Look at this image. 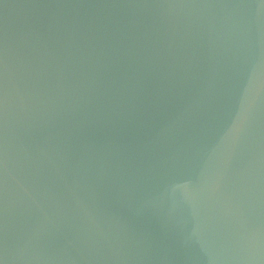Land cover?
<instances>
[{
    "label": "water",
    "instance_id": "obj_1",
    "mask_svg": "<svg viewBox=\"0 0 264 264\" xmlns=\"http://www.w3.org/2000/svg\"><path fill=\"white\" fill-rule=\"evenodd\" d=\"M0 264H264V0H0Z\"/></svg>",
    "mask_w": 264,
    "mask_h": 264
}]
</instances>
